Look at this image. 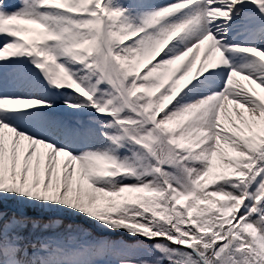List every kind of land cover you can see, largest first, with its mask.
Instances as JSON below:
<instances>
[{"label": "snow or ice", "instance_id": "obj_1", "mask_svg": "<svg viewBox=\"0 0 264 264\" xmlns=\"http://www.w3.org/2000/svg\"><path fill=\"white\" fill-rule=\"evenodd\" d=\"M0 264H264V0H0Z\"/></svg>", "mask_w": 264, "mask_h": 264}, {"label": "rangeland", "instance_id": "obj_2", "mask_svg": "<svg viewBox=\"0 0 264 264\" xmlns=\"http://www.w3.org/2000/svg\"><path fill=\"white\" fill-rule=\"evenodd\" d=\"M225 123H227V121H225Z\"/></svg>", "mask_w": 264, "mask_h": 264}]
</instances>
